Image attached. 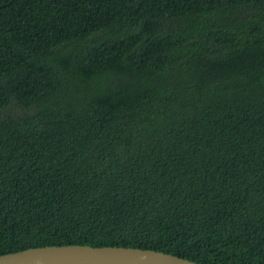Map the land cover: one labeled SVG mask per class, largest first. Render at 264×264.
I'll return each mask as SVG.
<instances>
[{
  "label": "trees",
  "instance_id": "16d2710c",
  "mask_svg": "<svg viewBox=\"0 0 264 264\" xmlns=\"http://www.w3.org/2000/svg\"><path fill=\"white\" fill-rule=\"evenodd\" d=\"M63 245L264 264V0H0V256Z\"/></svg>",
  "mask_w": 264,
  "mask_h": 264
},
{
  "label": "water",
  "instance_id": "95a60500",
  "mask_svg": "<svg viewBox=\"0 0 264 264\" xmlns=\"http://www.w3.org/2000/svg\"><path fill=\"white\" fill-rule=\"evenodd\" d=\"M0 264H197L163 252L83 245L29 248L0 256Z\"/></svg>",
  "mask_w": 264,
  "mask_h": 264
},
{
  "label": "bare ground",
  "instance_id": "6f19581e",
  "mask_svg": "<svg viewBox=\"0 0 264 264\" xmlns=\"http://www.w3.org/2000/svg\"><path fill=\"white\" fill-rule=\"evenodd\" d=\"M7 66V65H6Z\"/></svg>",
  "mask_w": 264,
  "mask_h": 264
}]
</instances>
